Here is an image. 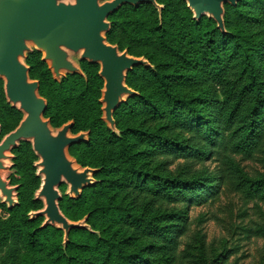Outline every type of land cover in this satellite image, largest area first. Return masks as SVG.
Wrapping results in <instances>:
<instances>
[{"label": "trees", "instance_id": "trees-1", "mask_svg": "<svg viewBox=\"0 0 264 264\" xmlns=\"http://www.w3.org/2000/svg\"><path fill=\"white\" fill-rule=\"evenodd\" d=\"M156 2L163 6L161 17L149 4L123 6L108 17L107 42L152 66L127 74L126 85L137 96L114 112L119 136L101 119L98 65L80 61L85 78L67 75L58 83L41 53L27 55L29 77L47 102L44 118L53 128L72 121L74 135L89 133L88 143L68 153L80 167L99 170L96 183L77 200L64 195L59 207L73 222L88 216L94 233L72 230L63 248L60 230L40 229L42 218L29 220L43 205L34 200L37 157L30 143L21 142L11 152L18 205H3L6 220L0 214V248L10 247V264H182L184 211L206 200L214 191L210 184L219 180L190 166L231 149L260 154L264 170V0L224 5L225 34L206 17L193 20L182 0ZM21 120L0 79V141ZM176 161L186 168L170 171ZM237 180L240 191L264 202V171ZM257 232L264 237V228Z\"/></svg>", "mask_w": 264, "mask_h": 264}, {"label": "water", "instance_id": "water-1", "mask_svg": "<svg viewBox=\"0 0 264 264\" xmlns=\"http://www.w3.org/2000/svg\"><path fill=\"white\" fill-rule=\"evenodd\" d=\"M182 1L193 20L206 17L225 34L224 5L235 7L241 0ZM142 4L152 5L161 17L163 6L156 0H0V79L4 81L6 102L23 115L19 125L0 141V204L8 210L18 205V186H11L4 173L13 166L12 150L21 142L30 143L37 157L35 175L40 178L34 200L41 201L43 207L30 212L28 218H42L40 229L60 230L63 248L72 230L94 232L87 224L88 216L76 222L64 216L59 207L63 197L59 188L65 185L64 195L77 200L84 189L95 185L94 175L99 170L80 167L68 153L71 146L89 142L88 132L72 135L73 122L55 130L44 118L47 102L39 95V82L30 79L25 60L33 50L41 53L42 62L58 83L67 75L85 78L80 61L98 65L103 81L101 119L119 136L114 112L137 96L126 85L127 74L136 67L152 66L145 58L130 56L126 50L120 52L107 42L108 17L123 6ZM73 56H79L77 62Z\"/></svg>", "mask_w": 264, "mask_h": 264}, {"label": "rangeland", "instance_id": "rangeland-1", "mask_svg": "<svg viewBox=\"0 0 264 264\" xmlns=\"http://www.w3.org/2000/svg\"><path fill=\"white\" fill-rule=\"evenodd\" d=\"M78 57L73 56V60L77 62ZM261 157L260 154L247 157L227 149L208 158L204 165L194 163L190 166L193 173L206 168L207 173L219 180L210 184L214 191L206 200L199 205L194 203L184 211L188 215V225L180 238L179 258L182 264H218L215 259L220 260L219 264L262 263L264 237L258 236L257 230L264 228V202L249 198L237 187V179H241V175L255 179L263 174ZM231 163L237 166L238 173L232 170ZM183 168L186 164L176 161L169 170L178 173ZM4 177L10 184L12 177L19 179L12 168H8ZM59 191L64 196L66 186L62 185ZM0 214L4 220L9 217L2 204ZM9 249V246L0 248V264H10Z\"/></svg>", "mask_w": 264, "mask_h": 264}, {"label": "flooded vegetation", "instance_id": "flooded-vegetation-1", "mask_svg": "<svg viewBox=\"0 0 264 264\" xmlns=\"http://www.w3.org/2000/svg\"><path fill=\"white\" fill-rule=\"evenodd\" d=\"M34 51V50H33ZM32 80V79H31ZM3 87H4V81H3ZM47 119V118H46ZM50 121V120H49ZM70 122H72V121H70ZM70 122H68V123H70ZM20 123V122H19ZM67 124V123H66ZM19 125V124H18ZM51 125V124H50ZM65 125V124H64ZM73 126V125H72ZM52 127V126H51ZM53 128V127H52ZM61 128V127H60ZM53 129H59V128H53ZM72 129V128H71ZM82 133V132H81ZM72 134V133H71ZM79 134V133H78ZM72 135H74V134H72ZM77 135V134H76ZM33 166H34V163H33ZM36 173V172H35Z\"/></svg>", "mask_w": 264, "mask_h": 264}]
</instances>
